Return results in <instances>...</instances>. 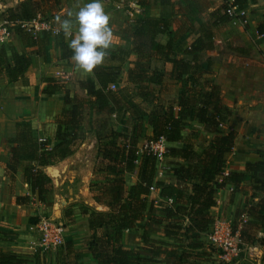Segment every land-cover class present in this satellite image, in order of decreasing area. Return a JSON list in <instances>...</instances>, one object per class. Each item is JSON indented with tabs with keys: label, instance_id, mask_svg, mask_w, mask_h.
<instances>
[{
	"label": "crops",
	"instance_id": "0c3cea01",
	"mask_svg": "<svg viewBox=\"0 0 264 264\" xmlns=\"http://www.w3.org/2000/svg\"><path fill=\"white\" fill-rule=\"evenodd\" d=\"M4 1L5 3L1 2L3 9L0 11L14 8L23 0ZM117 1L119 0H101L104 12L109 16L108 26L112 31V43L106 50L107 54L101 65L120 67V81L115 84V87L119 88L131 86L127 71L135 61L136 55L130 52L124 60H119L108 54L119 49L130 51L132 48L130 29L134 21L125 22L126 16L123 11L114 7ZM203 1L209 3L205 2L204 10L200 13L203 18H200L197 15L199 12L197 0H138L140 14L136 18H165L168 22V35L159 34L157 40L165 43L170 37L174 55L188 60H191V56L183 55L185 47L201 34L204 25L212 26L213 46L199 53L198 63L210 71L205 76L210 77L213 83L220 87L221 101L230 110L223 130L232 129L236 132L233 148L226 155V169L243 172L245 177L237 186L226 184L217 189L216 203L209 209V213L214 217V223L228 222L240 237L244 222L250 219L245 211L259 199H264V192L254 187L250 174L244 171L248 163L264 162V37L256 31L257 24L264 21V0H247L241 7L245 15L229 16L227 21H219L221 17H226V0ZM86 2L87 0H46L45 15L43 17L37 15L36 19L49 17L48 22L56 32L47 31L49 36L42 39V31L34 36L22 27L20 32L13 30L8 42L4 44L8 56L13 49L25 54L30 60L22 77L14 81H10L6 74L0 73V249L16 255L23 264L36 262L98 264L90 255L91 230L88 215L91 210L107 211L109 208L104 203L97 202L93 198L96 191L90 189V182L98 181L94 178L96 175L102 177L99 180L105 177L104 174L94 173V161L87 159L84 140H90L92 151L97 155V140L94 133L86 132L72 154L53 164L37 166L50 178L52 185V190L46 194L45 201H40L37 193L33 192L30 184L24 180L23 168L28 161H22L13 168L9 166L12 161L11 148L16 144L18 129H21L18 125L24 120L28 121L31 137L38 142H44L46 148H52L57 143L54 138L56 129L54 118L67 107L64 103L65 92L67 91L69 97L84 96L86 90L81 82L93 79V70L83 73L75 69L70 57L61 58V51L56 47L53 38L59 27L55 17L67 18L68 12H76ZM195 18L196 22L194 21L192 27L188 29L184 22L191 23ZM177 23L180 27H177ZM183 26L185 27L182 28ZM75 34L74 25L71 36L64 34L67 45ZM35 37L40 39L35 41ZM150 62L152 67L164 71H169L171 67L169 63L156 58H152ZM61 74L66 75L64 81L59 79L58 75ZM48 77L63 83L65 90H58L52 94L44 93L46 82L43 79ZM149 87L160 91L161 96L168 99L169 95L174 93L176 99L181 83L165 78L161 85L150 84ZM169 87L172 88L171 91ZM113 118V128L116 131L124 133L131 131V120L127 113L120 111L114 114ZM142 130L150 136L151 127L146 119L141 125V139ZM197 132L203 138L206 137L202 147H196V143H193L192 135H196ZM212 137L213 133L204 130L201 124L187 119L180 138L166 145L184 148L187 144H192L195 150H200ZM57 163L59 165L53 166ZM181 163L183 161L179 159H163L156 163L155 177L176 184L177 178L171 174V168ZM47 167L56 169L57 174L53 176ZM75 171L81 173L80 179L83 181V188L78 193L86 204L82 209L76 205L66 206L60 194L54 192L59 186L62 189L65 177ZM157 171L161 174H157ZM123 178L126 187L130 186L136 179V171L124 173ZM154 196L152 213L146 210L134 227L124 230L119 241L122 247L136 249L142 257L151 256L158 260L156 264H216L218 258L212 249L211 252L207 250L205 241V233L212 225L207 231L199 234V239L204 244L202 247L204 253L199 255L196 251L184 247L185 240L180 233L169 237L164 235L163 228L168 220L165 219L161 208L168 200L159 195L158 189L154 191ZM16 199H19V203ZM49 200L53 202L51 205L48 203ZM84 209L87 210L86 214L82 213ZM47 216L64 227V244L55 250L39 252L37 222ZM152 217L161 219V222H154ZM254 222L255 225L250 230L251 239L247 242L240 237L243 250L239 257L234 259L235 264H264V243L258 241L259 238L264 239V219ZM142 235L145 241L142 240ZM151 242L167 243V252L173 250L174 256L169 255L168 258L166 254L158 257L151 255L146 251ZM183 249L191 251L178 261ZM139 264L150 263L144 259Z\"/></svg>",
	"mask_w": 264,
	"mask_h": 264
},
{
	"label": "trees",
	"instance_id": "16d2710c",
	"mask_svg": "<svg viewBox=\"0 0 264 264\" xmlns=\"http://www.w3.org/2000/svg\"><path fill=\"white\" fill-rule=\"evenodd\" d=\"M246 1L233 0L232 5L241 8ZM46 11V0H23L0 17L10 21L14 31L20 32L22 21L36 19L37 15L43 17ZM225 15L219 21H227L229 16ZM167 29L168 22L163 17L136 18L130 29L131 50L119 49L108 53L119 60H124L130 52L136 55L127 71L131 86L115 87L120 81L119 66H95L93 79L81 82L86 90L84 96L69 97L65 92L64 103L67 107L54 118L57 143L52 148H46L44 142L31 137L26 120L18 125L21 129H18L16 144L11 148L12 161L9 166L13 168L22 161H28L23 168L24 180L37 193L38 199L45 201L52 185L50 178L37 166L53 164L72 154L86 132L94 133L97 140L94 173L104 174L105 177L96 182L92 180L90 189L96 191L93 198L109 208L107 211L91 210L88 215L90 255L98 264H139L144 259L150 264L158 262L151 256L142 257L138 250L124 248L119 243L124 230L134 227L146 210L152 213L155 196L150 187L158 189L161 197L171 199L161 208L168 220L163 228L164 235L169 237L180 233L185 240L184 247L202 255L204 244L199 234L214 223L209 209L216 203V190L226 184L237 186L245 177L243 172L226 169V155L233 148L236 132L223 130L230 110L221 101L220 87L205 76L210 71L198 63L199 53L213 46L212 26L204 25L201 34L183 50V55L191 56V60L174 55L170 37L165 43L157 40L159 34L168 35ZM256 31L264 35V21L257 24ZM42 32L41 38L46 39L49 33ZM53 38L61 51V58L71 57L64 33H56ZM152 58L169 63L170 70L152 67ZM29 62L28 56L13 49L8 56L5 45H0V73L6 74L10 81L22 77ZM165 78L181 83L178 97L174 100L162 97L160 91L149 87L150 84L161 85ZM43 81L46 82L44 93L65 90L63 83L51 77ZM120 111L127 113L131 120L129 133L113 128V115ZM144 119L151 127L147 140L153 142L161 137L166 144L177 141L187 119L198 122L204 130L213 133L207 145L200 150H195L192 144L184 148H164V159L183 161L171 168V174L177 178L176 184L155 177L156 156L150 147L139 145ZM133 171H136V179L126 187L123 174ZM244 171L250 174L254 187L264 192V162L248 163ZM16 201L19 203V199ZM82 213L86 214L87 210H82ZM245 213L250 219L244 222L240 237L248 242L252 237L250 230L255 225L254 221L264 219V199H259ZM152 218L156 223L161 222V219ZM142 240L145 241L143 235ZM258 241L264 243L263 238ZM167 245L165 242H151L146 251L156 257L162 254L173 257L174 251L167 252ZM189 251L183 249L177 260L180 261ZM0 264L23 262L16 255L0 249Z\"/></svg>",
	"mask_w": 264,
	"mask_h": 264
},
{
	"label": "built area",
	"instance_id": "2783aa9c",
	"mask_svg": "<svg viewBox=\"0 0 264 264\" xmlns=\"http://www.w3.org/2000/svg\"><path fill=\"white\" fill-rule=\"evenodd\" d=\"M108 1V0H104ZM233 0H226L225 13L230 17L244 16L245 11L232 5ZM115 8L123 11L128 18L135 19L140 14V4L138 0H119L115 3ZM22 27H25L32 35H36L39 31H51L50 23L43 19H32L30 21H22ZM13 32L12 23L0 17V45L8 42L11 33ZM264 37V35L262 34ZM59 79L64 81L66 75H58ZM144 147H150L153 154L156 156V162L159 163L164 158L162 152L166 147V142L161 137L156 141H146ZM227 170L224 172L226 173ZM157 174H161L157 171ZM150 190L155 191L153 187ZM171 199H168V203ZM37 244L39 252H48L61 247L64 244V227L51 217L41 218L37 222ZM206 244L216 253L217 257L225 262H231L238 258L243 250V242L241 241L237 231L232 228L228 222H215L211 228L205 233Z\"/></svg>",
	"mask_w": 264,
	"mask_h": 264
},
{
	"label": "clouds",
	"instance_id": "9594fccd",
	"mask_svg": "<svg viewBox=\"0 0 264 264\" xmlns=\"http://www.w3.org/2000/svg\"><path fill=\"white\" fill-rule=\"evenodd\" d=\"M55 22L59 26L57 34L63 32L66 36H71L75 25L76 34L68 48L76 70L88 73L103 62L112 43V31L101 0H87L76 12H68L67 18L55 17Z\"/></svg>",
	"mask_w": 264,
	"mask_h": 264
},
{
	"label": "rangeland",
	"instance_id": "374dc122",
	"mask_svg": "<svg viewBox=\"0 0 264 264\" xmlns=\"http://www.w3.org/2000/svg\"><path fill=\"white\" fill-rule=\"evenodd\" d=\"M1 2L5 3V1L4 0H0V9H3V6L1 5ZM205 2L209 3V1L197 0V9H199V12L197 13V15H199L200 18H203V16L200 13L204 10ZM111 7L113 8V5ZM3 12H5V11L4 10L0 11V16H1V14ZM43 19H45V18H43ZM48 19H49V17H47L45 20L48 21ZM130 20L131 19L129 17L128 18L126 17L125 22L128 23ZM198 20L199 19H197V21ZM133 21H134V19H132V22ZM194 21L196 22V18L192 19L191 23H188L186 21V22H184V24H185V26L188 25V29H189V28L192 27L191 24H194ZM174 23H175V21H174ZM175 25H176V23H175ZM185 26H183L182 28H184ZM177 27H180L179 23H177ZM169 88H171V87H169ZM153 89H155V88H153ZM171 90H172V88L170 89V91ZM169 96H170L169 97L170 100H174V93L170 94ZM142 134H143L142 139L139 141L140 145H142L143 143L148 141L147 138H145V137H148V135H146V132H144V130H142ZM192 137H193V143H196V147H202L203 143H204V140L206 141V137H204L205 138L204 139L203 136L199 134V132H197L196 135H192ZM84 141H85V144H86L85 145V148H86L85 151H86L87 159L90 160V161H94V166L96 167L97 158H96V155L94 154V151H92V146L90 145L91 144L90 140L87 139V140H84ZM57 165H59V164L57 163V164H54L53 166H57ZM81 171H83V169ZM80 178H81V173H78L77 171H75V173H73L72 175H67L65 177V183L62 185V189H61V186H59V188L57 190H56V188L54 189V190H56L54 192L58 193V195L60 194V196L63 198L61 200L62 201L65 200L64 204L66 206L76 205L77 207H79V209H82L84 206H86V204L82 201V198L80 196H78L79 191L83 188L82 187L83 181ZM94 178L99 180L102 177L100 175H96V177H94ZM48 203L51 205L53 202L49 200ZM47 217H49V216H47ZM206 247H207V250L209 252H211L210 246L206 244ZM214 255L217 256L216 253H214ZM216 260H217L216 264H235L234 260L231 261V262H225V261H223V260H221L219 258L216 259Z\"/></svg>",
	"mask_w": 264,
	"mask_h": 264
},
{
	"label": "water",
	"instance_id": "95a60500",
	"mask_svg": "<svg viewBox=\"0 0 264 264\" xmlns=\"http://www.w3.org/2000/svg\"><path fill=\"white\" fill-rule=\"evenodd\" d=\"M47 169L49 170V172L55 176L57 174V170L56 169H53V168H50V167H47Z\"/></svg>",
	"mask_w": 264,
	"mask_h": 264
}]
</instances>
